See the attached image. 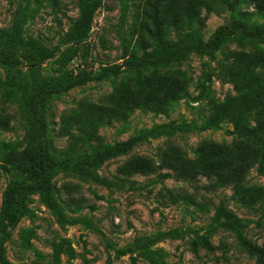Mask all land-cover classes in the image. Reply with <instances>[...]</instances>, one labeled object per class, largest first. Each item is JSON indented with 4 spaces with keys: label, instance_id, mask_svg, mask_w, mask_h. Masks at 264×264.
I'll list each match as a JSON object with an SVG mask.
<instances>
[{
    "label": "rangeland",
    "instance_id": "374dc122",
    "mask_svg": "<svg viewBox=\"0 0 264 264\" xmlns=\"http://www.w3.org/2000/svg\"><path fill=\"white\" fill-rule=\"evenodd\" d=\"M78 1L0 0V213L27 177L29 154L45 151L51 170L48 191L22 195L4 264H257L236 235L264 249V208L243 209L217 185L226 151H263L264 131L207 116L210 95H236L218 62L264 51V0H207L199 25L159 43L150 6L175 21L190 0H90L96 10L82 39ZM200 42L168 66L123 67ZM180 89L189 97L165 105ZM143 100L161 111L138 108ZM89 106L116 108L125 119L93 126ZM88 127L82 141L77 128ZM131 140L139 142L128 153L95 161ZM247 181L264 189V171ZM223 200L237 221L210 234Z\"/></svg>",
    "mask_w": 264,
    "mask_h": 264
},
{
    "label": "trees",
    "instance_id": "16d2710c",
    "mask_svg": "<svg viewBox=\"0 0 264 264\" xmlns=\"http://www.w3.org/2000/svg\"><path fill=\"white\" fill-rule=\"evenodd\" d=\"M79 16L75 20V36L79 39L85 37L91 29L93 23V13L96 6L91 4L90 0L78 1ZM153 13V20L158 31L156 43L165 41L167 36L173 32L176 36H182L186 25L197 26L200 22L199 12L202 9H208L207 0H190L184 6V13L179 19L169 21L157 15L156 6H150ZM203 47L200 42L197 46H181L176 52L163 56L157 60H138L129 61L124 64L126 69H147L150 67L168 66L177 59L184 57L192 51ZM219 77L229 81L234 85L235 96H229L225 101L216 100L211 95L209 101V110L207 118L214 122L230 123L241 127L245 131H264V51L256 49L255 51L244 54L241 58L231 61L218 62ZM121 69L112 73H119ZM109 71L105 72L108 73ZM104 73V74H105ZM104 74L96 79L101 78ZM204 93V92H202ZM189 97V93L180 89L169 93L166 96L165 105ZM138 108H149L152 111H161L159 106H152L148 100H143L137 104ZM87 115L92 121V125L113 120H124L125 114L116 108H101L98 106H89L86 110ZM75 126H83L81 119H76ZM72 124V125H73ZM71 125V126H72ZM71 126L68 125L64 132L71 134ZM82 141L91 131V127L79 129ZM138 140L120 144L112 149L104 150L95 157V161L104 162L116 155H123L132 150ZM263 151L254 147L246 149L240 148L236 152L227 150L225 160L223 161V175H218L217 187H226L232 190L231 200L243 209L258 210L264 208V189L257 186H249L247 181L249 174L254 169L264 171V140L262 142ZM27 177L16 182L10 189L5 199L4 207L0 213V238L2 245L0 250V264L5 263L4 247L10 240L11 230L14 229L22 218V195L39 194L48 191L51 170L48 164V157L45 151H37L29 154ZM92 180L109 189L120 186L109 182L106 179L93 177ZM124 184V183H123ZM216 226L211 229L210 234L217 233L220 230L232 229L237 217L229 209L226 201H221L215 211ZM239 247L244 249L245 253L257 264H264V249L249 242L243 234L236 235ZM204 247L211 249L209 242H204ZM197 253V251L195 252Z\"/></svg>",
    "mask_w": 264,
    "mask_h": 264
}]
</instances>
